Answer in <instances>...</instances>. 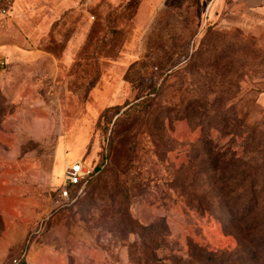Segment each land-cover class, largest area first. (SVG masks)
Segmentation results:
<instances>
[{
  "label": "rangeland",
  "instance_id": "374dc122",
  "mask_svg": "<svg viewBox=\"0 0 264 264\" xmlns=\"http://www.w3.org/2000/svg\"><path fill=\"white\" fill-rule=\"evenodd\" d=\"M217 1L0 0V51L41 55L0 54V264H264V48Z\"/></svg>",
  "mask_w": 264,
  "mask_h": 264
},
{
  "label": "crops",
  "instance_id": "0c3cea01",
  "mask_svg": "<svg viewBox=\"0 0 264 264\" xmlns=\"http://www.w3.org/2000/svg\"><path fill=\"white\" fill-rule=\"evenodd\" d=\"M216 8L219 10L217 24L220 28L241 29L256 37L264 48V0H218ZM27 49L29 48L25 49L22 40L10 32L7 35V44L1 48L0 54L6 52L19 55L25 62L41 56ZM258 102L264 107V92L259 95Z\"/></svg>",
  "mask_w": 264,
  "mask_h": 264
},
{
  "label": "built area",
  "instance_id": "2783aa9c",
  "mask_svg": "<svg viewBox=\"0 0 264 264\" xmlns=\"http://www.w3.org/2000/svg\"><path fill=\"white\" fill-rule=\"evenodd\" d=\"M2 13L6 14V10ZM0 66H7V62L0 58ZM95 174V168L83 160H75L64 167V177L61 186L53 198L55 208H63L74 203Z\"/></svg>",
  "mask_w": 264,
  "mask_h": 264
},
{
  "label": "trees",
  "instance_id": "16d2710c",
  "mask_svg": "<svg viewBox=\"0 0 264 264\" xmlns=\"http://www.w3.org/2000/svg\"><path fill=\"white\" fill-rule=\"evenodd\" d=\"M158 89L157 87L153 88L151 90V92L147 93V95L140 99L139 101L133 103L130 107H128L124 112L121 113L120 116H118L117 121L118 123H120L121 121L124 120L125 117L127 116H132L133 113L135 112H139V111H145V110H149V108L151 107V103L154 100V96L157 93ZM130 119V118H128ZM213 141L212 140H202L201 145H205L204 150L206 151V156L209 159H242L240 154V150L239 149H232V146L229 145L227 147V149L225 151L219 150L216 145H212ZM96 171V169H95ZM225 187L227 188L228 185H225ZM225 193H230V191H227ZM224 193V194H225ZM228 198L226 200V203L231 201V198H229V194H227ZM231 204V203H230ZM232 216H231V220H239V216H238V212L237 211H232Z\"/></svg>",
  "mask_w": 264,
  "mask_h": 264
}]
</instances>
